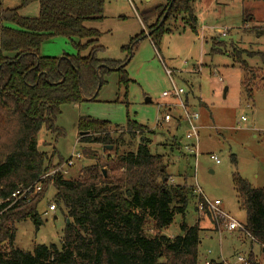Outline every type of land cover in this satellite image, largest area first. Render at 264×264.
<instances>
[{
  "label": "trees",
  "instance_id": "trees-1",
  "mask_svg": "<svg viewBox=\"0 0 264 264\" xmlns=\"http://www.w3.org/2000/svg\"><path fill=\"white\" fill-rule=\"evenodd\" d=\"M196 1L160 0L142 10L140 19L147 35L143 31L121 47L125 54L122 60L99 58L104 52L99 43L102 33L87 26L104 20L105 0H20V6L13 9L0 3V200L9 198L19 187L34 184L54 168L57 153L50 156L40 151L37 136L42 128L63 135L55 127L63 106L94 102L113 73L125 89L133 83L126 66L138 41L147 38L157 48L162 37L172 33L166 29L167 22L179 16L196 34ZM253 1L264 4V0ZM34 3L36 17L20 15L22 8ZM56 37L69 40L76 54L41 56L42 44ZM213 46L211 54H220V48ZM243 53L233 51L230 56L245 74L242 84L251 100L255 71L242 60ZM251 57H258L264 70V53ZM75 128L79 144L102 149L111 146L113 153L103 150L93 165L81 169L76 180L58 174L44 181L41 191L28 203L16 204L3 213L0 264H199L198 222L190 227L183 221L179 236L162 234L175 215L184 217L195 192L193 187L170 182L164 156L150 152L146 134L152 131L129 117L124 126H113L81 116ZM124 136L138 140L133 150L123 149ZM57 160L55 167L64 162ZM232 184L239 208L245 213L244 232H235V238L262 251L264 187H253L238 173L233 174ZM50 187L55 189L52 204L62 208L65 221H69L60 246L37 244L31 252H24L14 246L15 224L29 220L36 230L42 226L37 208ZM197 200L202 201L200 197ZM205 216L213 223L207 210ZM243 257L245 264H260L252 251Z\"/></svg>",
  "mask_w": 264,
  "mask_h": 264
},
{
  "label": "rangeland",
  "instance_id": "rangeland-1",
  "mask_svg": "<svg viewBox=\"0 0 264 264\" xmlns=\"http://www.w3.org/2000/svg\"><path fill=\"white\" fill-rule=\"evenodd\" d=\"M159 2L105 0L104 20L87 24L102 33L99 43L104 52L99 58L124 59L121 47L143 31L147 35L146 26L140 19L142 10ZM0 3L8 9L20 6V0H0ZM37 11V4L34 3L22 8L20 15L36 17ZM193 12L196 34L185 24V18L179 16L167 22L166 29L172 33L164 35L157 48L147 38L138 41L126 66L133 83L125 89L118 84V77L113 73L105 79V85L94 102L63 106L55 123L63 135L48 133L42 128L37 136L38 149L50 156L57 153L53 163L58 158L66 161L73 152H79L81 159L74 160L72 167H65L66 175L63 176L66 180H76L82 168L93 165L94 159L104 154L99 145L78 143L75 128L78 118L87 115L108 121L113 126H124L129 117L146 125L152 131V134H146L150 140V152L164 156L170 182L185 184L195 190L184 217L175 215L172 224L162 234L168 238L179 236L183 221L187 226H194L198 221L200 225H208L210 232L219 235L208 240L202 238L199 264L216 261V256L221 257V251L227 253L219 258L220 262L225 261L223 264H235L238 256L243 257L249 251L257 255L260 264H264V254L257 245L253 244L250 249L249 241L241 243L234 238L235 232L228 233L222 225L211 224L207 216L199 217L195 210L200 193L206 202L217 205L230 218L243 224L245 213L238 205L232 184L233 174L238 173L253 187H264V70L259 58L251 57L264 53V31L258 28L264 22V4L253 0H197L193 4ZM222 32H225L223 37L220 35ZM220 43L221 47L217 46ZM214 44L220 48V54H211ZM233 51L244 52L242 60L255 71L251 100L247 98L242 84L245 74L232 62L230 55ZM63 54L74 55L76 51L69 40L62 37L51 39L40 48L41 56L58 58ZM166 71L171 73L170 78ZM171 82L187 93L188 108L199 114L196 161L182 150L187 131L184 124L177 126L171 120L155 126L157 119L167 113L166 105L174 102L162 96L171 88ZM146 99L150 103H145ZM180 114V110L175 108L169 115L178 118ZM176 141L180 142L178 149ZM124 142V150H133L138 140L130 141L124 136ZM105 153L112 154L113 151ZM210 156H215L219 163L216 164ZM54 194L55 189L48 188L45 198L38 205L42 220L38 230L29 220L15 224L16 248L31 252L37 244L60 246L66 224L65 212L58 207L54 212L49 211Z\"/></svg>",
  "mask_w": 264,
  "mask_h": 264
},
{
  "label": "built area",
  "instance_id": "built-area-1",
  "mask_svg": "<svg viewBox=\"0 0 264 264\" xmlns=\"http://www.w3.org/2000/svg\"><path fill=\"white\" fill-rule=\"evenodd\" d=\"M259 29L264 31V22L261 26L258 27ZM223 37L225 36V32L220 33ZM166 75L170 78L171 73L166 71ZM162 96L165 98H171L174 100L172 104L166 105L167 110L163 117L158 118L155 126H161L170 122L173 117L169 114L173 109L178 108L181 112L180 116L177 118L179 123H182L186 126L187 131L185 133V141L186 143L182 146V150L188 154L189 157H193L196 161L198 156V121H199V114L196 111H192L188 108L186 103V93H184L183 89L177 88V86L171 82V88L167 91L162 93ZM185 96V99H183ZM165 108V106H164ZM244 120V119H243ZM81 159V155L79 152H73L71 156L64 161L60 166H56V162L54 163V168L43 174L34 184L27 186V187H19L15 191H13L9 198L6 200H0V216L5 213L8 209L12 206L23 203L26 204L29 200L37 195L41 189L42 184L44 181L48 179H53L56 175L61 174L62 176L66 175L65 167L69 168L72 167L74 160ZM210 159L213 160L216 164L219 163V160L215 156H210ZM195 192V190H194ZM199 197L202 201L197 200L196 209L200 216L205 215V211L207 210L212 217L213 224L217 227L222 225L224 229L228 232H244L243 224L236 222L234 219L230 218L227 214H225L217 205L210 204L206 202L198 193ZM198 197V198H199ZM49 211L54 212L56 207L54 204H50L48 206ZM248 236V235H247ZM244 257L238 256L236 258L235 264H245ZM205 264H210V262H206Z\"/></svg>",
  "mask_w": 264,
  "mask_h": 264
},
{
  "label": "crops",
  "instance_id": "crops-1",
  "mask_svg": "<svg viewBox=\"0 0 264 264\" xmlns=\"http://www.w3.org/2000/svg\"><path fill=\"white\" fill-rule=\"evenodd\" d=\"M38 12V11H37ZM196 18V17H195ZM0 27H1V24H0ZM197 33V32H196ZM54 39V38H53ZM186 95H187V93H186ZM186 103H187V105L189 104L188 103V99H187V97H186ZM84 104H89V102L88 101H85V102H83V103H81V104H79V105H76V106H81V105H84ZM174 110V109H173ZM62 113V112H61ZM83 116H87V115H83ZM88 117H90V116H88ZM173 123H174V121L177 123V126L178 125H181L180 123H179V121L177 120V118H174L173 117ZM77 134V133H76ZM177 142V145H178V147H180V142H178V141H176ZM204 221V220H203ZM198 222V221H197ZM210 223H211V221H210ZM198 224H199V222H198ZM212 224V223H211ZM191 227V226H190ZM199 227H200V239L202 240V238H204V239H206V240H208V239H213V236H216V234L217 233H215L214 231H212V232H210V229L211 228H209V226L208 225H206V224H204V225H200L199 224ZM218 235V234H217ZM219 236V235H218ZM227 236H232V235H227ZM235 236H236V233L234 234V238H235ZM233 237V236H232ZM202 242V241H201ZM221 246H222V244H221ZM222 248H223V246H222ZM263 254H264V251L262 250L261 251ZM220 254H221V257H219V256H216V261H205L204 262V264L206 263V262H213L212 264H223V263H225V261L223 260L222 262H220L219 261V258H222L224 255H226L227 253L226 252H224V251H221L220 252ZM235 256V255H234ZM230 258V257H229ZM218 260V261H217Z\"/></svg>",
  "mask_w": 264,
  "mask_h": 264
},
{
  "label": "water",
  "instance_id": "water-1",
  "mask_svg": "<svg viewBox=\"0 0 264 264\" xmlns=\"http://www.w3.org/2000/svg\"><path fill=\"white\" fill-rule=\"evenodd\" d=\"M164 19H165V16L163 17V19H162V21L161 22H163L164 21ZM225 92H226V88L224 89V91H223V96H225ZM145 103H150V100L149 99H146L145 100ZM105 149H107V151H111L112 150V147L111 146H108V147H103V150H105ZM67 224L69 223V221L67 220V222H66ZM263 251H264V249H263Z\"/></svg>",
  "mask_w": 264,
  "mask_h": 264
}]
</instances>
